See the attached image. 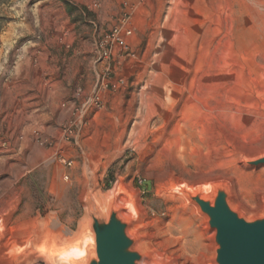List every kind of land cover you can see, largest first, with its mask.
<instances>
[{"label": "rangeland", "instance_id": "obj_1", "mask_svg": "<svg viewBox=\"0 0 264 264\" xmlns=\"http://www.w3.org/2000/svg\"><path fill=\"white\" fill-rule=\"evenodd\" d=\"M124 14L129 53L99 58ZM95 85L102 106L65 139ZM262 154L264 0H0V254L53 264L91 240L88 201L117 192L155 259L213 264L214 231L177 187L223 180L262 214L264 165L243 163Z\"/></svg>", "mask_w": 264, "mask_h": 264}, {"label": "water", "instance_id": "obj_2", "mask_svg": "<svg viewBox=\"0 0 264 264\" xmlns=\"http://www.w3.org/2000/svg\"><path fill=\"white\" fill-rule=\"evenodd\" d=\"M243 163L264 165V154ZM177 189L214 231L213 264H264V207L262 214L246 217L232 206L230 185L223 180L212 182L207 192L203 187L180 185ZM116 197L114 192L108 198L104 211L93 199L87 203L92 231L88 264H168L141 246L139 234L131 230L133 217L124 214L130 206L118 203ZM2 238L0 231V241ZM27 259L26 249L0 254V264H25Z\"/></svg>", "mask_w": 264, "mask_h": 264}, {"label": "built area", "instance_id": "obj_3", "mask_svg": "<svg viewBox=\"0 0 264 264\" xmlns=\"http://www.w3.org/2000/svg\"><path fill=\"white\" fill-rule=\"evenodd\" d=\"M132 33L131 27L129 26L128 16L124 14L120 18L119 23L112 27L104 36V38L98 44L99 58L106 59L112 55L115 48L121 50L122 53H129L128 44L126 39ZM106 85V84H104ZM79 90L77 91V95ZM103 104L101 93L99 88H96V85L93 87L91 93L85 97L76 111V118L63 130V136L67 139L72 134V127L77 126L81 123V117L84 112L90 107L100 108ZM61 161L67 165H71V160H65L64 158ZM67 177V176H65Z\"/></svg>", "mask_w": 264, "mask_h": 264}, {"label": "clouds", "instance_id": "obj_4", "mask_svg": "<svg viewBox=\"0 0 264 264\" xmlns=\"http://www.w3.org/2000/svg\"><path fill=\"white\" fill-rule=\"evenodd\" d=\"M92 241L71 240L54 252L53 264H88V252Z\"/></svg>", "mask_w": 264, "mask_h": 264}, {"label": "bare ground", "instance_id": "obj_5", "mask_svg": "<svg viewBox=\"0 0 264 264\" xmlns=\"http://www.w3.org/2000/svg\"><path fill=\"white\" fill-rule=\"evenodd\" d=\"M118 191V190H117ZM114 193V192H113ZM112 193V194H113ZM106 208H107V206H106ZM102 209V208H101ZM105 210V208L104 209H102V211H104ZM38 239H39V237H38V234L36 233L35 234V237H34V239H33V242L34 243H36L37 241H38ZM49 239V238H48ZM43 240V239H42ZM50 241V240H49ZM31 242V241H30ZM39 242V241H38ZM48 242V241H47ZM50 244V243H49ZM48 243H46V241H43L42 243H41V245L39 246V248H40V250L41 251H45L46 253H48L49 251H50V249L51 248H53V245L55 246L56 244H53V245H49ZM35 248V247H34ZM38 249V248H37Z\"/></svg>", "mask_w": 264, "mask_h": 264}]
</instances>
